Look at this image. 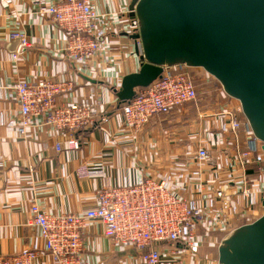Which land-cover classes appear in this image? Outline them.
Wrapping results in <instances>:
<instances>
[{"label":"built area","instance_id":"2783aa9c","mask_svg":"<svg viewBox=\"0 0 264 264\" xmlns=\"http://www.w3.org/2000/svg\"><path fill=\"white\" fill-rule=\"evenodd\" d=\"M29 4L33 14L47 16L63 32L60 51L73 65L96 72L100 69L102 84L111 91L116 104L114 89L123 77L114 66L112 54L118 15L101 11L92 0H29ZM129 16L125 32L133 34L136 20ZM14 36L20 40L12 54L13 61H17L29 42L22 32ZM132 41L134 51L137 47L140 52V40ZM197 69L185 65L165 67L148 86L136 89L131 100L112 109L120 113L127 130L138 131L152 117L169 115L194 102L199 84L216 80L204 70V75L197 77ZM14 71L18 74L16 67ZM10 88L18 105L16 136L24 139L32 128H40L46 137L55 139L56 152L78 150L81 131L110 120L107 115L98 114L88 101L69 98L74 88L72 80L43 77L32 82L17 76ZM239 113L240 106L232 105H225L218 112L226 131L218 143V151L227 159L222 179L199 182L194 191L184 192L154 175L142 173L131 184L98 188L93 205L81 212L47 211L39 202H33L30 224L43 240L49 262L89 264L82 235L88 225L98 223L113 246L136 250L140 264H194L205 235H225L259 217L264 202V153L261 142L254 138ZM60 136L64 142L57 140ZM44 155L51 156L50 148H45ZM189 156L198 171L203 172L210 159L209 151L198 147ZM40 169L44 180L42 165ZM75 175L78 179L88 178L89 166L79 165ZM41 254L25 246L16 254L0 256V264H35ZM163 257L169 260L162 261Z\"/></svg>","mask_w":264,"mask_h":264},{"label":"crops","instance_id":"0c3cea01","mask_svg":"<svg viewBox=\"0 0 264 264\" xmlns=\"http://www.w3.org/2000/svg\"><path fill=\"white\" fill-rule=\"evenodd\" d=\"M92 1L101 11L116 13L120 18L112 37L114 66L119 76L135 71L138 56L131 34L125 32L126 17L132 16L127 12L131 0ZM16 32H22L29 45L13 61L12 49L15 39H19L14 36ZM62 43L63 32L47 16L33 14L29 0H0V256L16 254L28 246L43 253L35 264L52 263L44 253L37 229L30 224L33 202H39L47 211L81 212L93 205L98 188L131 184L142 173L154 175L184 192L194 191L199 182L222 179L227 159L218 151V143L226 131L218 112L225 105L239 106L224 93L218 81L211 80L206 85L199 84L194 102L169 115L152 117L138 131H129L123 126L120 113L112 109L115 99L102 84L100 69L96 72L73 65L60 51ZM196 72L204 75L200 68ZM17 76L32 82L43 77L72 80L74 88L69 98L88 101L98 114L107 115L110 120L81 131V145L76 151L56 152L55 139L46 137L40 128H32L29 136L21 139L15 134L18 105L10 88ZM57 140L64 142V137ZM46 147L51 150L49 158L44 155ZM198 147L210 153L201 173L189 156ZM83 163L89 166L90 176L78 179L75 169ZM223 235H205L194 264H216L219 242H215V237H220V241ZM82 239L89 264H140L136 250L113 246L98 223L88 225Z\"/></svg>","mask_w":264,"mask_h":264},{"label":"water","instance_id":"95a60500","mask_svg":"<svg viewBox=\"0 0 264 264\" xmlns=\"http://www.w3.org/2000/svg\"><path fill=\"white\" fill-rule=\"evenodd\" d=\"M127 11L136 20L130 38L140 40L139 66L114 89L116 106L165 67L201 68L239 103L264 153V0H131ZM216 264H264V202L259 217L220 239Z\"/></svg>","mask_w":264,"mask_h":264},{"label":"rangeland","instance_id":"374dc122","mask_svg":"<svg viewBox=\"0 0 264 264\" xmlns=\"http://www.w3.org/2000/svg\"><path fill=\"white\" fill-rule=\"evenodd\" d=\"M200 69H201V68H200ZM201 70H202V69H201ZM199 75H200V74L197 73V77H199ZM197 83H200V80H199V79L197 80ZM198 88H200V86H199ZM219 238H220V237H215V242L218 243V242H219ZM211 240H212V239H211ZM214 250H215V249H214Z\"/></svg>","mask_w":264,"mask_h":264}]
</instances>
